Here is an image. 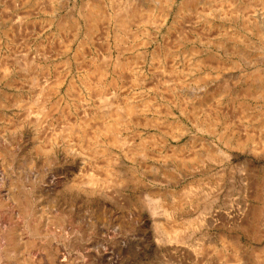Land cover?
<instances>
[{
  "label": "rangeland",
  "instance_id": "rangeland-1",
  "mask_svg": "<svg viewBox=\"0 0 264 264\" xmlns=\"http://www.w3.org/2000/svg\"><path fill=\"white\" fill-rule=\"evenodd\" d=\"M183 1L0 0V264H264V0Z\"/></svg>",
  "mask_w": 264,
  "mask_h": 264
},
{
  "label": "bare ground",
  "instance_id": "bare-ground-1",
  "mask_svg": "<svg viewBox=\"0 0 264 264\" xmlns=\"http://www.w3.org/2000/svg\"><path fill=\"white\" fill-rule=\"evenodd\" d=\"M111 1H114V0H111ZM116 1V0H115ZM169 1V0H168ZM195 1L196 0H184L183 1V3H182V5H181V7H180V10L182 11V13L183 12H186L187 10L188 11H190L191 9H193L194 8V4H195ZM215 1V0H214ZM201 2H202V0H201ZM213 2V0H206V3H208V4H210V3H212ZM264 2V1H263ZM116 3V2H115ZM115 3H114V5H115ZM119 3V2H118ZM172 3V2H171ZM205 3V2H204ZM214 3V2H213ZM113 4V3H112ZM133 4V3H132ZM131 4V5H132ZM135 4V3H134ZM133 4V5H134ZM169 4V3H168ZM192 4V5H191ZM207 4V5H208ZM119 5H120V3H119ZM130 5V6H131ZM132 5V6H133ZM234 5V4H233ZM97 6V5H96ZM116 6H118V5H116ZM128 5H126V7H127ZM143 6V5H142ZM221 6V5H220ZM238 6V5H237ZM91 7V6H90ZM94 7V6H93ZM92 7V8H93ZM166 7V6H165ZM171 7V6H170ZM189 7H191V9H188ZM197 7V6H196ZM214 7V6H213ZM240 7V6H239ZM238 7V8H239ZM96 8V7H95ZM118 8V7H117ZM131 8V7H130ZM132 8H134L135 9V6L134 7H132ZM137 8V7H136ZM138 8H139V6H138ZM235 8V7H234ZM242 8H244V7H242ZM98 8H96V9H91L90 11H89V13L87 14L88 15V19H89V21H90V24H91V28L92 29H94L95 27L94 26H96L97 25V23L101 20V18H100V14H99V12L98 11H96ZM212 9V8H211ZM211 9H209V10H211ZM217 9V8H216ZM221 9H223V6H222V8ZM89 10V9H88ZM138 10V9H137ZM150 10V9H149ZM147 11V10H138V11H133V10H131V11H129L128 12V10H127V14L125 13V15L123 16V17H118L117 18V23H118V26L120 27L119 29H121V31L124 33H126V31H128L127 29L129 28V26L131 25V24H133V23H135V22H139L141 25L142 24H156V19H154L153 18V16L154 15H152V11ZM235 10V9H234ZM233 10V11H234ZM163 11V10H162ZM162 11H161V13H162ZM165 11V10H164ZM233 11H231V13L233 12ZM236 11V10H235ZM117 12H119V11H117ZM116 12V13H117ZM125 12V11H124ZM123 12V13H124ZM152 12V13H151ZM166 12V11H165ZM229 12V11H228ZM227 12V13H228ZM104 13H106V12H104ZM213 14V13H212ZM225 14V13H224ZM235 14V13H234ZM107 15V14H106ZM117 15H119V14H117ZM109 16V15H108ZM111 16V15H110ZM119 16H121V14L119 15ZM161 16V15H160ZM168 13H166L165 15H163L162 16V20H160V19H158V20H160V22L157 20V22L158 23H161L162 24V22H166V20H167V18H168ZM230 16H231V14H230ZM105 17V16H104ZM161 18V17H160ZM109 19H110V17H109ZM112 23V22H111ZM67 28V27H66ZM63 30V29H62ZM91 30V29H90ZM129 30H130V28H129ZM124 33V34H125ZM126 34H129V33H126ZM125 36V35H124ZM127 36V35H126ZM120 35L118 34V39H120ZM122 38H124V37H121V39ZM167 53H168V51H167ZM171 54V53H170ZM167 57V56H166ZM26 64V63H25ZM119 64H121L120 62H119ZM200 66V65H199ZM115 68L117 69H121L122 70V66H120V65H115ZM199 68V67H198ZM124 69H125V66H124ZM118 70H116V72H117ZM95 72H96V75H97V82H96V87L95 88H98L99 87V85H98V83H100L101 82V80H104V78L106 77V73L104 72V70L103 69H101V68H98V69H96L95 70ZM30 73V72H29ZM115 73V72H114ZM36 74V73H35ZM33 75V74H32ZM118 76H119V74H118ZM87 80V79H86ZM117 78H115V77H113L112 78V83L113 84H117ZM201 81V80H200ZM256 81H258V83H263L264 84V75L263 76H259L257 79H256ZM34 83L35 84V82H36V79H32V81H31V83ZM84 83H85V81H83ZM199 83V82H198ZM86 84L87 85H89L87 82H86ZM101 87V86H100ZM100 87L98 88V91H96V92H98V96L99 97H102V93H104L103 92V90H101L100 89ZM100 99V98H99ZM102 99V98H101ZM145 105V104H144ZM137 106V105H136ZM136 106L134 105L133 106V104H129L128 106L126 105V107L124 108V111H125V115H121L120 113H115L113 116H110V119H112V121L111 122H106V123H104L103 124V126H102V130H99V131H96V133H95V135H96V137H107V136H112V143L114 144V145H118V144H120V139H119V131H118V128L123 124V116H126V117H128V116H131L137 109H136ZM120 107V106H119ZM139 107V106H138ZM144 107V106H143ZM120 110H122V108L120 107V109H118L117 108V111H120ZM123 114V113H122ZM112 115V114H111ZM104 117V116H103ZM107 117H109V116H107ZM101 119H103V118H101ZM257 119V118H256ZM125 120V119H124ZM216 120V119H215ZM219 120V119H218ZM108 121V120H107ZM103 122V121H102ZM263 122V121H262ZM261 122V123H262ZM128 124V123H127ZM130 124V123H129ZM87 126V125H86ZM85 127V126H84ZM126 127V126H125ZM263 128H264V124H263V126H262ZM70 128V127H69ZM72 128V127H71ZM87 128H88V126H87ZM86 128V129H87ZM94 129V128H93ZM82 130V129H81ZM80 131V130H79ZM65 132H67L66 130H65ZM79 133V132H78ZM86 133V132H85ZM74 134V129H70L68 132H67V135H68V137H70V136H72ZM92 134V133H91ZM79 135V134H78ZM88 136V135H87ZM86 136V137H87ZM85 137V138H86ZM88 137H90V136H88ZM93 137V140H94V136H92ZM108 137V138H109ZM71 138V137H70ZM69 138V139H70ZM74 138V137H73ZM81 139V138H80ZM98 139V138H97ZM78 140V139H77ZM76 140V141H77ZM100 140V139H99ZM81 141V140H80ZM90 141V140H89ZM245 141V140H244ZM244 141H242V142H244ZM100 142V141H99ZM102 142V141H101ZM100 142V143H101ZM239 142V141H238ZM78 143H79V140H78ZM104 143V142H103ZM245 143V142H244ZM80 144H82V143H80ZM261 144V143H260ZM239 145L240 146H243V144L242 143H239ZM238 146V145H237ZM85 148V147H84ZM104 149V148H103ZM66 150L68 151V152H71V153H73L74 152V149L72 148V147H68V148H66ZM173 155V154H172ZM174 157V156H173ZM176 158V157H175ZM91 183L89 184V187H87L88 188V190L86 191V192H88L87 194L89 195V196H93L94 195V193H97V191L94 189L95 188V186H97L96 184V182H94V181H90ZM88 183V182H87ZM90 185H92L91 187H90ZM90 189V190H89ZM85 193V192H84ZM86 194V195H87ZM96 195V194H95ZM1 198H2V196L0 195V204L2 203V200H1ZM23 199H25V198H23ZM24 203H25V208H23V212L25 211L26 213H27V211L26 210H28V211H30V213H31V219L30 220H28L29 221V226H31L32 227V229L33 230H35L36 231V234L39 236V235H41L42 233H44V234H46L47 232H48V224H45V222L41 219V218H38L37 217V213L35 212L34 213V211H32L31 212V209H32V207L28 204V202H27V200L25 199L24 200ZM4 207V206H3ZM1 209H2V206L0 207V212H1ZM3 210V209H2ZM8 210V209H7ZM6 210V211H7ZM22 211V210H21ZM4 213V212H3ZM21 213V212H20ZM15 214V213H14ZM13 215V214H12ZM17 215V214H16ZM6 216V215H5ZM17 217H19V216H17ZM16 219V221L15 222H12V225L15 227V230H14V228H13V230H12V232H9V235H8V237H7V243H6V251H5V253H7V251H8V249H12V251H13V253H14V251L16 252V251H18L21 247H25V249H26V251L27 250H29L31 253H35V254H37V253H39L41 250L39 249V248H42V247H47V246H45V243L44 244H42L41 242H38V241H32V242H30V244H33V246H30V248H28V245H27V243H24V242H20L18 239H19V232H21L22 231V227H20V222L17 220V218H15ZM56 221H58V220H56ZM3 223L5 224V225H7V223H10L11 224V221H7V220H4L3 219ZM0 224H1V221H0ZM3 224V226H5ZM60 224V223H59ZM6 228V227H5ZM26 231V230H25ZM57 231V230H56ZM21 233H23V232H21ZM25 233V232H24ZM22 235V234H21ZM20 235V236H21ZM23 236V235H22ZM21 238V237H20ZM37 238V237H36ZM35 238V239H36ZM26 239V238H25ZM38 239V238H37ZM41 239V238H40ZM29 244V243H28ZM17 245H19V246H17ZM21 246V247H20ZM8 247V248H7ZM230 247L232 248V250H233V253L234 254H236L237 256L239 255V251H238V246H237V244L236 243H230ZM61 252V251H60ZM27 254V253H26ZM43 254V253H42ZM56 254V253H55ZM64 257V256H63ZM54 259V258H53ZM54 261L56 262V261H58V259H54ZM34 263V262H33Z\"/></svg>",
  "mask_w": 264,
  "mask_h": 264
}]
</instances>
